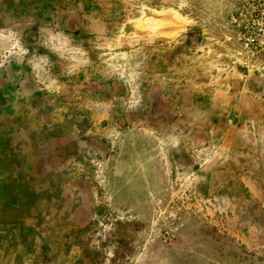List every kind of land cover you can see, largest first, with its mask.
Listing matches in <instances>:
<instances>
[{
	"label": "rangeland",
	"instance_id": "374dc122",
	"mask_svg": "<svg viewBox=\"0 0 264 264\" xmlns=\"http://www.w3.org/2000/svg\"><path fill=\"white\" fill-rule=\"evenodd\" d=\"M245 1L69 0L85 12L72 38L65 15L0 26V75H38L48 106L33 117L86 140L70 161L78 196L53 191L33 238L1 227L0 264H264L258 205L203 171L207 154L244 145L264 167L263 142L208 140L239 122L234 106L264 119V60L232 21Z\"/></svg>",
	"mask_w": 264,
	"mask_h": 264
},
{
	"label": "crops",
	"instance_id": "0c3cea01",
	"mask_svg": "<svg viewBox=\"0 0 264 264\" xmlns=\"http://www.w3.org/2000/svg\"><path fill=\"white\" fill-rule=\"evenodd\" d=\"M68 2L69 0H0V26H4L5 21H16L21 13L36 16L46 12L52 17L66 16L61 29L65 31L64 34L68 32L66 35L69 38L77 30L83 36L86 32L83 26H76V19L77 15L84 17L85 12L74 10V6L79 5H70ZM24 74L26 76L21 83H11L9 77L0 75V231L1 227L19 226L22 237L33 238L35 236L30 230V223L35 216H39L41 204L53 203L50 200L53 191L72 189L74 197L78 196V193H74V188H69L76 181L70 161L78 153L85 152L82 149L86 146V140L72 135L70 131L65 133L56 120L50 122L33 117V111H44L48 106L37 102L38 91L46 86L41 87L38 75ZM260 110V106H234V115L240 119L239 122L230 123L227 120L224 133L208 136V140L225 143L227 139L233 144L235 141H242L244 144L264 143V134L259 131L260 127H264V119L256 120L253 115L254 111ZM230 132L240 134L232 135ZM240 135L241 140L234 138L241 137ZM88 141L96 143V138ZM206 156V163L210 161V164H206L203 170L205 182H209V175H224L229 184L247 193L264 216V167L259 162L253 167L259 155H251L244 145L242 149L234 146L226 154L213 152ZM247 163L253 166H248ZM63 176H70L72 179L66 177L63 180ZM73 199L75 198L70 200L71 204ZM44 213L46 214L45 211ZM47 214L51 215L49 212ZM35 230L33 226V231ZM38 230L41 233L42 230ZM1 238L0 235V240Z\"/></svg>",
	"mask_w": 264,
	"mask_h": 264
},
{
	"label": "built area",
	"instance_id": "2783aa9c",
	"mask_svg": "<svg viewBox=\"0 0 264 264\" xmlns=\"http://www.w3.org/2000/svg\"><path fill=\"white\" fill-rule=\"evenodd\" d=\"M237 24L239 41L251 56L264 60V0H246L244 7L232 16Z\"/></svg>",
	"mask_w": 264,
	"mask_h": 264
}]
</instances>
